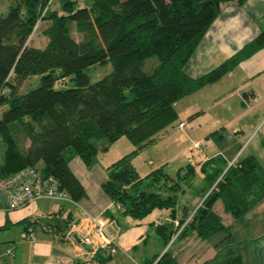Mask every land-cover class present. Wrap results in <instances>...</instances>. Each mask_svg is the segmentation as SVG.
<instances>
[{"label": "trees", "instance_id": "obj_1", "mask_svg": "<svg viewBox=\"0 0 264 264\" xmlns=\"http://www.w3.org/2000/svg\"><path fill=\"white\" fill-rule=\"evenodd\" d=\"M12 1L8 15L0 16V105L6 106L0 116V180L35 168L54 177L77 203L87 191L73 160L80 158L92 169L101 141L107 152L126 137L134 150L106 168L103 190L135 220L156 209L172 210L170 233L165 225L155 229L167 246L180 230L177 221L179 227L186 224L180 237L193 230L206 240L226 228L215 210L219 201L239 219L264 199V171L254 157L235 165L217 157L200 169L206 182L203 202L192 215L178 219L179 194L191 186L197 167L188 164L174 177L165 165L143 177L133 162L178 118L175 105L180 99L219 81L239 64L242 55L196 80L185 72L222 6L242 7L247 0ZM36 32L45 38L44 47L30 45ZM262 48L264 33L245 57ZM154 57L157 65L146 72V62ZM97 64H111L112 72L92 82L87 70ZM34 78L38 86L20 93ZM70 218L57 219L54 227L61 239ZM145 264L179 263L166 251ZM205 264L244 263L233 252Z\"/></svg>", "mask_w": 264, "mask_h": 264}, {"label": "crops", "instance_id": "obj_2", "mask_svg": "<svg viewBox=\"0 0 264 264\" xmlns=\"http://www.w3.org/2000/svg\"><path fill=\"white\" fill-rule=\"evenodd\" d=\"M262 33L264 0H247L242 7L234 3L223 5L220 16L189 60L185 72L196 80L237 55H242L243 58L219 81L203 86L180 99L175 108L181 117L191 121L193 126L188 129L189 133L197 134L203 131L205 135L206 130L210 128L216 131L234 127L237 136L242 139L241 142L235 139L237 144L250 146L256 141L257 149L264 157V114L256 124H246L237 118L231 119L233 104L246 105L248 101L264 111V48L245 57L251 52V43ZM4 107L6 109V106ZM260 110L257 111L262 113ZM200 113H205L206 116L196 118L195 114ZM203 118L207 122H203L205 126L198 124ZM184 129L183 136H186ZM172 134L174 133L165 130L159 141L150 147L157 144L167 147L165 142L172 138ZM233 144V141L228 142L227 154H220L228 165H235L250 156L257 160L253 154L244 158L242 151L235 152L231 148ZM125 146L127 153H130L133 145L125 143ZM241 148L243 149L242 146ZM166 151L168 149L161 151L158 160H150L152 171L172 160ZM3 152L4 146L0 145V165L3 163ZM179 156H185L189 160L184 150H179ZM79 160L80 158L73 160L72 168L85 186L87 196L77 203L44 199L15 210L9 207L6 193L0 186V264H145L148 261L147 252L139 256L135 254V250L142 244L147 245L145 236L149 235L151 229L162 227L164 221L172 220V210L156 209L142 220L124 215L103 190V184L107 180L106 168L96 169L95 165L92 169H87ZM257 162L259 163L258 160ZM134 165L139 172V168ZM259 165L261 166L260 163ZM151 172H147L146 176ZM70 216V227L85 217H94L104 223V230L111 244L101 248L95 259L88 257V246L81 237L77 245H74L61 239L58 231H55L57 219ZM44 223L48 224L45 228ZM29 233H33L35 237L27 238ZM109 256L111 258L106 261Z\"/></svg>", "mask_w": 264, "mask_h": 264}, {"label": "rangeland", "instance_id": "obj_3", "mask_svg": "<svg viewBox=\"0 0 264 264\" xmlns=\"http://www.w3.org/2000/svg\"><path fill=\"white\" fill-rule=\"evenodd\" d=\"M13 4L14 1L12 0H0V16H7ZM81 5H84V3L81 2ZM43 26L40 29H43ZM45 44L46 40L40 32H36L30 42V45L37 47H44ZM157 63V58L154 57L149 59L145 65L146 72L149 71L148 69L155 67ZM87 72L92 82H96L112 72V65L97 64L88 69ZM62 83H67V81ZM38 84L39 80L37 83V79L34 78L21 88L20 93L27 92L35 85L38 86ZM70 86L72 85L70 84ZM4 110V105H0V116ZM257 110H260V108L248 101L246 105L233 104L231 119L237 118L245 121L246 124L251 122L256 124L258 119L262 118L264 114L263 110H260L262 113ZM177 114L178 118L166 129L170 133H174L171 135L172 138L165 142V145L168 146L157 144L150 147L138 155V157H135L133 162L139 168L140 175L146 176L147 172L152 171L149 166L150 160H158L161 151L168 149L166 152H168L172 160L165 166V171L170 175L175 177L178 170L188 164H193L197 167V175L193 179L191 186L186 185L185 182L182 181V183L186 185V191L179 194L177 208L179 219L185 213L189 216L192 215L203 202L205 195L201 191L206 187V182L205 175L200 170L201 166L208 160L219 158L220 154H227L226 145L228 142L233 141L234 146H231V148L235 152H238V150L242 151V153H244V158L251 154L255 155L263 170L264 157L263 153L257 149L256 141L250 146L246 144L238 145L235 139L240 142L242 139L237 136L234 127L216 131L210 128L206 130L205 135H203V131L197 134H191L188 130L193 126L190 124L191 121L185 120L184 117H181L179 112ZM205 116V113H200L199 115L195 114L196 118ZM203 122H206V119L203 118L198 121V124H203V126H205ZM181 124L184 125L186 136H183L184 132L179 129ZM209 133L210 135H208ZM241 137L244 139L243 135ZM104 143L105 141H101L98 145L100 152L97 156L96 169L107 168L110 164L115 162V160L129 154L126 151L127 146H125V143L130 145L131 142L126 137L114 143L107 152L102 151ZM132 150H134V146L131 151ZM179 150L181 152L184 150L188 154L189 160H187L185 156L178 157ZM79 163H81L80 160ZM68 208L71 209L69 206ZM215 210L222 217L226 226L221 232L204 240L201 239L195 231L190 230L186 236L174 238L173 242L171 241L167 246L162 236L158 234L155 229H151L149 235L145 236L147 245L142 244L139 246L138 249L135 250V254L137 253V255L141 256L142 253L147 252L148 261H154L157 256H162L166 251H169L179 264H205L221 255L235 252L242 257L244 264H264V199L255 204L248 214L239 219H234L229 213L225 212L221 201L217 203ZM163 224L169 228L168 233H170L173 229V220L164 221ZM143 263H145V261Z\"/></svg>", "mask_w": 264, "mask_h": 264}, {"label": "built area", "instance_id": "obj_4", "mask_svg": "<svg viewBox=\"0 0 264 264\" xmlns=\"http://www.w3.org/2000/svg\"><path fill=\"white\" fill-rule=\"evenodd\" d=\"M183 126L181 124L179 129L183 130ZM0 186L6 193L11 209L24 208L35 201L44 199L73 202L67 192L61 189L59 182L54 177L45 176L40 170L35 168H26L3 178L0 181ZM175 225L180 229L175 238H179L186 224L179 227V222L177 221ZM26 237L33 239L35 235L29 233ZM80 237L88 246L87 254L91 260L95 259L101 248L111 244L105 233L104 223L93 217H85L78 223H74L65 233L63 239L77 245Z\"/></svg>", "mask_w": 264, "mask_h": 264}]
</instances>
